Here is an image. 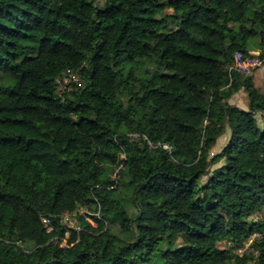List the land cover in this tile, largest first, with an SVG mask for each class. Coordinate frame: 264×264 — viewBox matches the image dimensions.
<instances>
[{
	"label": "trees",
	"instance_id": "trees-1",
	"mask_svg": "<svg viewBox=\"0 0 264 264\" xmlns=\"http://www.w3.org/2000/svg\"><path fill=\"white\" fill-rule=\"evenodd\" d=\"M252 37L264 0H0V264H264Z\"/></svg>",
	"mask_w": 264,
	"mask_h": 264
},
{
	"label": "rangeland",
	"instance_id": "rangeland-1",
	"mask_svg": "<svg viewBox=\"0 0 264 264\" xmlns=\"http://www.w3.org/2000/svg\"><path fill=\"white\" fill-rule=\"evenodd\" d=\"M220 48L224 51L226 59H227V63L229 66H233L234 64V59H233V53L234 50H228L224 45H220ZM248 52L253 54V55H260V53H263L262 56H264V45H260V40L259 37H252L250 39V44L248 45ZM142 65L145 66L147 69L151 70V63L149 61H143ZM129 66V65H128ZM138 71H140V66L137 67ZM255 73V77L253 79L254 84L257 88H259L260 90L264 91V64H262L261 66L257 67L256 69L253 70L252 74ZM227 102L228 103H234L237 104L239 106H245L247 103H249L248 98L246 93L242 92V91H238L236 94L231 95L227 98ZM256 121L257 124L259 125V127H261L262 129H264V114L261 113H257L256 114ZM229 133L230 130L228 128V126L225 127L223 133L217 138L215 144L211 147L208 159L210 157H212L213 155L217 154L220 152V150L223 148V146L226 144L228 137H229ZM222 164V161L217 162L216 164H213L211 166V169H213L214 167H217L219 165ZM114 177V176H113ZM206 179V177H204L201 181V183ZM75 213H83V209H79V212H73L71 213V222L70 224H68V227H77L78 223H77V217ZM258 218L263 217L262 213L258 214ZM253 217V216H252ZM256 217V216H254ZM264 218V217H263ZM254 219V218H253ZM260 235V233H255L250 237V240L248 243H246V247L243 249H238L237 253L238 254H242V252L247 251L248 246L250 244V242L252 241V239L258 237ZM65 243V242H63Z\"/></svg>",
	"mask_w": 264,
	"mask_h": 264
},
{
	"label": "built area",
	"instance_id": "built-area-1",
	"mask_svg": "<svg viewBox=\"0 0 264 264\" xmlns=\"http://www.w3.org/2000/svg\"><path fill=\"white\" fill-rule=\"evenodd\" d=\"M234 65L229 66V70L234 69L245 74H252L253 70L264 64V56L259 55H244L241 51H234L233 53ZM57 82V94L62 95L65 90H70L73 83L79 84V75L71 70H67L62 73L60 77L56 79ZM76 214V213H75ZM71 213H64L62 215V223L66 226L71 222ZM45 225L49 224V220L45 217L42 219ZM78 227V226H77ZM74 227V228H77ZM67 234V233H66Z\"/></svg>",
	"mask_w": 264,
	"mask_h": 264
},
{
	"label": "crops",
	"instance_id": "crops-1",
	"mask_svg": "<svg viewBox=\"0 0 264 264\" xmlns=\"http://www.w3.org/2000/svg\"><path fill=\"white\" fill-rule=\"evenodd\" d=\"M254 77H255V73L253 74V79H254ZM238 91H242V92H244L243 88L239 89ZM238 91H237V92H238ZM237 92H236V93H237ZM236 93H234V94H236ZM244 93H245V92H244ZM234 94H233V95H234ZM229 104L247 110V109H248V104H249V103H247L245 106H239V105L234 104V103H229Z\"/></svg>",
	"mask_w": 264,
	"mask_h": 264
}]
</instances>
